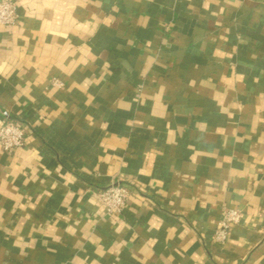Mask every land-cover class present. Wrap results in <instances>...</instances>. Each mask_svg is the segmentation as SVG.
Instances as JSON below:
<instances>
[{"label":"crops","instance_id":"0c3cea01","mask_svg":"<svg viewBox=\"0 0 264 264\" xmlns=\"http://www.w3.org/2000/svg\"><path fill=\"white\" fill-rule=\"evenodd\" d=\"M15 1L0 124L25 140L0 146V264H264V0ZM111 183L117 216L95 195Z\"/></svg>","mask_w":264,"mask_h":264},{"label":"built area","instance_id":"2783aa9c","mask_svg":"<svg viewBox=\"0 0 264 264\" xmlns=\"http://www.w3.org/2000/svg\"><path fill=\"white\" fill-rule=\"evenodd\" d=\"M17 19V4L15 0H0V26L12 25ZM54 86H62V82L52 79ZM25 140V127L19 121L8 120L0 124V146L4 151L11 152L21 147ZM99 203L106 214H121L129 196V187L122 183H111L95 191ZM243 215L237 208H228L222 211L221 218L216 224L213 240L224 242L231 233L232 227L238 224Z\"/></svg>","mask_w":264,"mask_h":264}]
</instances>
